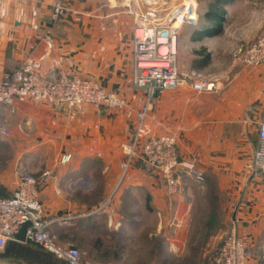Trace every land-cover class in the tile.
<instances>
[{
  "label": "crops",
  "instance_id": "crops-1",
  "mask_svg": "<svg viewBox=\"0 0 264 264\" xmlns=\"http://www.w3.org/2000/svg\"><path fill=\"white\" fill-rule=\"evenodd\" d=\"M130 1L141 7L145 2L64 0L66 13L54 22L51 0H0V81L26 58L41 59L44 71L63 69L92 78L139 110L146 94L133 86ZM197 6V21L185 25L183 29L189 30L179 36L180 71L214 77L218 89L198 93L185 84L157 93L146 131L177 133L181 157L195 161L205 181L224 193L222 208L237 217L247 237L253 227H264V173H252L257 123L264 118V68L234 62L232 52L260 33L264 0H210ZM216 8L220 27L212 19ZM49 31L51 49L43 39ZM185 52L188 60L183 58ZM14 107L11 112L0 104V118L11 130L7 137L0 135L1 197L12 195L19 175H32L38 179L47 216L77 219V227H99L122 240L158 219L154 227L159 233L173 227L170 252H180L185 244L181 228L190 226L197 208L194 182L183 178L180 191L169 196L160 177L140 162L133 163L122 179V145L133 136L134 119L90 105L53 109L46 103L17 99ZM67 154L72 158L62 164ZM45 171L50 174L43 177ZM100 239L95 248L103 258L97 263H114L119 252ZM9 244L25 245L23 233L3 250Z\"/></svg>",
  "mask_w": 264,
  "mask_h": 264
},
{
  "label": "built area",
  "instance_id": "built-area-1",
  "mask_svg": "<svg viewBox=\"0 0 264 264\" xmlns=\"http://www.w3.org/2000/svg\"><path fill=\"white\" fill-rule=\"evenodd\" d=\"M25 2L27 0H19ZM134 21V79L133 86L143 90L146 102L139 110L133 109L127 99L106 90L92 78L69 73L63 69L43 70L41 59L26 58L11 74L0 81V104L15 111L17 99L46 103L53 109L78 110L84 105L123 112L134 119V133L128 143L122 145L124 159L120 164L122 179L133 163H142L148 172L164 182L167 194L176 195L183 178L198 184L205 180L204 173L193 160L181 157L178 136L175 132L148 135L147 114L154 96L163 91L175 90L189 84L198 93H210L218 89L216 78L197 71L183 73L179 67L178 43L180 31L187 24L197 21V3L184 0L169 10L158 13L155 8L143 9L139 4L129 6ZM51 18L59 21L66 13L64 0H51ZM47 48L54 45L50 31L43 36ZM234 62L247 67L264 66V28L253 41L239 45L233 52ZM258 142L252 158V173H264V118L257 123ZM11 130L0 118V135L9 136ZM71 154L64 155L61 163H68ZM49 171L43 173L48 176ZM35 176L21 174L16 189L9 197L0 196V251L8 241L18 239L23 233V242L38 245L67 264H89L79 249L58 244L51 232L55 221L50 220L37 190ZM236 216L230 232L214 252L209 264H249V245L240 231Z\"/></svg>",
  "mask_w": 264,
  "mask_h": 264
},
{
  "label": "rangeland",
  "instance_id": "rangeland-1",
  "mask_svg": "<svg viewBox=\"0 0 264 264\" xmlns=\"http://www.w3.org/2000/svg\"><path fill=\"white\" fill-rule=\"evenodd\" d=\"M144 1L142 7L145 10L155 8L158 13H161L184 0ZM194 1L197 4H204L210 0ZM132 3L130 1V5ZM139 3L141 2L139 1ZM263 28L264 25L261 31ZM184 30H189V28H182L180 33ZM188 57L187 52H185L183 58L188 60ZM252 68H264V66ZM129 170H127V174ZM121 175H123L122 169ZM193 182L192 188L197 197L195 198L197 208L192 215L190 226L181 228L185 244L178 254H172L169 248V240L173 236V227H164L159 233V227H154L158 219L151 220L148 223L151 224V227H143L142 232L135 233L128 240L116 238L114 234L106 230L101 232L99 227H77V219L55 221L52 223L54 239L60 245L73 246L79 249L84 260L89 264H100L97 263L99 262L98 259L103 258L95 248L97 243L101 241L100 237L104 238L107 247H113L114 253L119 252L115 257L116 261L112 264H209L214 252L230 232L233 217L232 213H228L222 208L221 204L225 202L222 198L224 193L216 184H210L205 180L201 184ZM49 218L50 220L65 219L67 216L58 215L49 216ZM64 223H70V226H63ZM253 229L250 234L251 237L248 235L245 238L249 245V264H264V227H253ZM21 246L16 247L9 244L7 250H1L0 262L6 264H67L66 261L58 259L38 245L26 243Z\"/></svg>",
  "mask_w": 264,
  "mask_h": 264
},
{
  "label": "trees",
  "instance_id": "trees-1",
  "mask_svg": "<svg viewBox=\"0 0 264 264\" xmlns=\"http://www.w3.org/2000/svg\"><path fill=\"white\" fill-rule=\"evenodd\" d=\"M220 1V0H219ZM218 3H220V2H218ZM218 8H216V11L214 12V10H213V12L211 13L212 15H214V17H212V19H213V21L215 22L214 24H215V26H218V27H220V24H221V22H222V18H221V14H220V12L217 10ZM217 18V19H216ZM19 237H21V234L19 235Z\"/></svg>",
  "mask_w": 264,
  "mask_h": 264
},
{
  "label": "water",
  "instance_id": "water-1",
  "mask_svg": "<svg viewBox=\"0 0 264 264\" xmlns=\"http://www.w3.org/2000/svg\"><path fill=\"white\" fill-rule=\"evenodd\" d=\"M0 264H6V263L0 262Z\"/></svg>",
  "mask_w": 264,
  "mask_h": 264
}]
</instances>
